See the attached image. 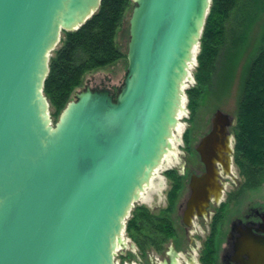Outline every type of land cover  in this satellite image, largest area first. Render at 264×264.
<instances>
[{
	"label": "water",
	"instance_id": "water-1",
	"mask_svg": "<svg viewBox=\"0 0 264 264\" xmlns=\"http://www.w3.org/2000/svg\"><path fill=\"white\" fill-rule=\"evenodd\" d=\"M210 1L132 0L117 93L85 86L52 124L50 51L100 0H0V264H114L124 217L171 150ZM234 122L213 113L198 145L209 173ZM240 245L264 264L259 238Z\"/></svg>",
	"mask_w": 264,
	"mask_h": 264
},
{
	"label": "flooded vegetation",
	"instance_id": "flooded-vegetation-1",
	"mask_svg": "<svg viewBox=\"0 0 264 264\" xmlns=\"http://www.w3.org/2000/svg\"><path fill=\"white\" fill-rule=\"evenodd\" d=\"M234 123L220 138L210 173L198 145L212 118L200 139L182 135L176 153L164 155L124 217L114 264H250L240 247L246 236L259 238L264 249V202L241 203L249 190L233 154L228 159Z\"/></svg>",
	"mask_w": 264,
	"mask_h": 264
},
{
	"label": "trees",
	"instance_id": "trees-1",
	"mask_svg": "<svg viewBox=\"0 0 264 264\" xmlns=\"http://www.w3.org/2000/svg\"><path fill=\"white\" fill-rule=\"evenodd\" d=\"M129 1L100 0L98 8L77 29L61 31L58 44L50 51L42 88L53 108L52 115L65 107L85 73L125 56L116 47L114 37ZM236 1L211 0L196 57L195 85L186 89L191 116L203 87L212 82L217 50L225 41L224 22ZM233 132V160L244 177L242 187L255 188L264 174V33L241 78Z\"/></svg>",
	"mask_w": 264,
	"mask_h": 264
},
{
	"label": "rangeland",
	"instance_id": "rangeland-1",
	"mask_svg": "<svg viewBox=\"0 0 264 264\" xmlns=\"http://www.w3.org/2000/svg\"><path fill=\"white\" fill-rule=\"evenodd\" d=\"M132 6L133 2L130 0L124 10L123 17L114 37L116 47L125 56L120 57L109 65L85 73L81 83L76 86L71 93L68 102L74 100L75 92L83 89L85 86H89L92 89L106 88L111 92L113 97L115 96L126 74V50L129 38L128 19ZM224 26L225 41L217 50L212 72V82L205 84L203 87L201 96L198 99V105L191 116L190 110L187 107L188 98L186 89L195 85L194 72L197 65L196 57L199 52V39L198 47L194 53V58L192 59V64H190L188 71L190 78L184 81L185 100L182 109L184 113H182L183 111L181 112V118L178 120V123L182 126L181 131H174L172 146L174 145L175 147L173 146L174 150L172 149V151H169L168 155L173 152L174 154L176 153L180 139L182 135L184 137L185 133H187L186 138H189L191 141L200 139V137L207 132L213 113L217 109L228 113L235 119L240 95V83L245 66L248 59L257 49L264 33V0H237L236 7L230 12V16L224 22ZM64 108L58 115H52L53 108H51L49 104V114L52 124L57 121ZM234 169L239 171L236 165H234ZM239 176L243 182L244 177L240 171ZM262 177L263 181L257 187L247 188L249 191L243 195L241 203H244V201L248 200L250 197L256 198L257 201L264 202V174Z\"/></svg>",
	"mask_w": 264,
	"mask_h": 264
},
{
	"label": "bare ground",
	"instance_id": "bare-ground-1",
	"mask_svg": "<svg viewBox=\"0 0 264 264\" xmlns=\"http://www.w3.org/2000/svg\"><path fill=\"white\" fill-rule=\"evenodd\" d=\"M194 56V55H193ZM194 58V57H193ZM193 63H195V62H193ZM187 81V80H186ZM186 85V84H185ZM187 86V85H186ZM182 106H184V105H182ZM183 109V107H181L180 109H179V111H178V119L179 118H181V112L183 111L182 110ZM186 112V111H185ZM182 113H184V111L182 112ZM183 116V115H182ZM181 124L180 123H178V125H177V127H176V132L177 131H181ZM175 133V132H174ZM179 134V133H178ZM174 136V135H173ZM174 146V145H173ZM175 147V146H174ZM172 149H173V147H172ZM174 150V149H173ZM172 153V152H171ZM168 154V153H167ZM172 154H174V152L172 153ZM165 159H166V156H165ZM162 161V160H161ZM170 163V162H169ZM163 165V164H162ZM160 167V166H159ZM162 169V168H161ZM154 174V173H153ZM158 175V174H157ZM156 177V176H155ZM151 179V178H150ZM153 179V178H152ZM150 182V181H149ZM148 186V185H147ZM140 196V195H139ZM143 196V195H142ZM123 228V227H122ZM122 232V231H121ZM116 249H118V248H116ZM116 255V254H115Z\"/></svg>",
	"mask_w": 264,
	"mask_h": 264
}]
</instances>
